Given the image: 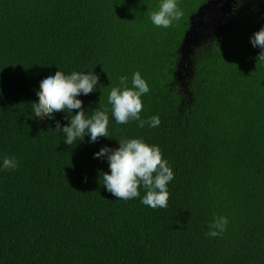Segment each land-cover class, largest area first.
Masks as SVG:
<instances>
[{"label":"trees","instance_id":"obj_1","mask_svg":"<svg viewBox=\"0 0 264 264\" xmlns=\"http://www.w3.org/2000/svg\"><path fill=\"white\" fill-rule=\"evenodd\" d=\"M212 1L178 0L184 17L161 28L149 16L161 0H0V264H264V61L250 43L264 0L220 32L228 15ZM58 70L98 75L77 99L88 115L109 109L108 138L67 145L55 131L67 111L34 116ZM137 71L150 89L140 117L158 127L111 115V88ZM135 138L173 170L166 208L142 204L143 186L127 201L103 186L108 161L94 153ZM216 216L227 229L206 236Z\"/></svg>","mask_w":264,"mask_h":264},{"label":"clouds","instance_id":"obj_2","mask_svg":"<svg viewBox=\"0 0 264 264\" xmlns=\"http://www.w3.org/2000/svg\"><path fill=\"white\" fill-rule=\"evenodd\" d=\"M150 20L156 27L169 28L173 22H179L184 12L178 0H161L158 10L149 13ZM253 47H259L261 52L257 59L264 61V27L250 37ZM99 77L93 72H72L65 74L58 70L40 81L37 92L38 102L33 103L34 116L51 119L55 113L67 111L69 123L61 128L56 123V132H63L66 136L64 143L73 145L82 141L85 135L90 136V142L95 143L100 137L108 138L109 109L92 110L90 115L85 112L83 102L77 99L81 94L88 95L96 90ZM131 87L127 77L119 78V85L112 87L108 96L111 105V115L117 124H127L138 121L139 127L148 124L158 127L160 117L154 115L148 120L141 119L143 110L142 96L150 89L139 71L133 73ZM77 110L72 115V110ZM119 146L110 149L102 147L94 153V158H106L110 169L103 173V186L119 200H131L140 196L139 188L143 186L146 194L141 203L152 208H166L168 206V184L174 179V173L168 161L162 156L160 148L150 145L143 139H123ZM18 166L15 157L5 156L3 168L14 170ZM229 221L224 216H216L208 225L206 236L217 237L227 229Z\"/></svg>","mask_w":264,"mask_h":264},{"label":"rangeland","instance_id":"obj_3","mask_svg":"<svg viewBox=\"0 0 264 264\" xmlns=\"http://www.w3.org/2000/svg\"><path fill=\"white\" fill-rule=\"evenodd\" d=\"M231 3V5L224 4L222 6H212V9H225L222 14L228 15L226 21H222L218 24L217 32L231 30L233 27H244L247 21L255 18L261 13L260 0H234ZM214 30L215 27H212V31Z\"/></svg>","mask_w":264,"mask_h":264},{"label":"water","instance_id":"obj_4","mask_svg":"<svg viewBox=\"0 0 264 264\" xmlns=\"http://www.w3.org/2000/svg\"><path fill=\"white\" fill-rule=\"evenodd\" d=\"M222 0H214V1H212V3H211V7H210V10H212V6H214V5H219L220 6V4L222 3L221 2ZM219 8H217V10H218ZM204 13H202L200 16H202Z\"/></svg>","mask_w":264,"mask_h":264},{"label":"flooded vegetation","instance_id":"obj_5","mask_svg":"<svg viewBox=\"0 0 264 264\" xmlns=\"http://www.w3.org/2000/svg\"><path fill=\"white\" fill-rule=\"evenodd\" d=\"M233 1H234V0H222V1H221L222 3H221L220 5H221V6L224 5V4H226V5H227V4H228V5H231V4H232L231 2H233Z\"/></svg>","mask_w":264,"mask_h":264}]
</instances>
